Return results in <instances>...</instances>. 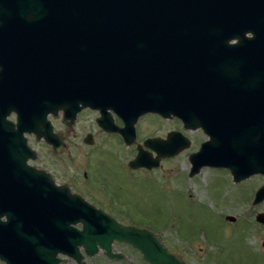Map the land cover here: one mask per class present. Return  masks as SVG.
<instances>
[{
  "label": "water",
  "instance_id": "obj_1",
  "mask_svg": "<svg viewBox=\"0 0 264 264\" xmlns=\"http://www.w3.org/2000/svg\"><path fill=\"white\" fill-rule=\"evenodd\" d=\"M247 33L253 34L251 47L264 54V0H0V121L9 126L3 121L15 110L19 127L38 133L37 123H42L39 134L52 138L50 113L63 110L66 120H74L82 108L110 102L124 113L126 126L120 130L131 142L139 116L159 112L208 134L190 156L191 176L205 166L230 168L236 183L264 175V82L262 117L236 119L235 134L220 123L232 116H217L201 86L217 80L213 50L231 49L230 41L237 37L243 42ZM250 109L247 113L256 111ZM145 144L157 156L139 149L131 167H158L161 158L178 154L190 141L172 131L166 139L152 138ZM263 201L264 184L253 204ZM76 205L74 222L84 227L70 228L69 241L59 238L54 255L60 251L76 264H88L83 246L89 256L104 250L119 260L125 254L114 251L118 240L138 250L149 264H188L155 231L119 223L79 198ZM256 219L264 224V213ZM16 247L0 246V257L8 264L60 261L42 251L14 257L11 249Z\"/></svg>",
  "mask_w": 264,
  "mask_h": 264
},
{
  "label": "flooded vegetation",
  "instance_id": "obj_2",
  "mask_svg": "<svg viewBox=\"0 0 264 264\" xmlns=\"http://www.w3.org/2000/svg\"><path fill=\"white\" fill-rule=\"evenodd\" d=\"M247 36L249 38L243 42L237 37L231 40L230 44L233 45L231 49L216 48L213 50L215 54L213 58L214 73L217 80L211 84L205 82L201 85L204 87L203 92L207 94L205 96L209 97L210 95V100L212 98L217 116L223 114L232 116L233 120H224L220 123H227L230 132L234 134L237 133L235 125L237 123L234 122L236 119L246 120L249 117L257 118L263 115L259 112L261 107L259 103L262 101L263 95L264 54L262 49L251 47L252 35L249 33ZM81 105L83 104L81 103ZM99 105L101 106L82 108L77 112L74 120L71 118L66 120L64 111H60L58 114H49L48 119L53 126L52 138L39 134L40 129L43 128H38V126H42V123H37L38 133L35 130L19 127L18 114L15 110L10 111L3 121H8L9 126L4 124L2 126V121H0V246L7 248L15 243L18 247L11 249L14 252V257L17 255L35 256L38 251L46 253L45 257L53 256V252L56 251L55 247L59 249V238L62 237V241H69L70 228L82 230L83 222H74L76 217L74 213L72 214V210L74 211L77 206L76 198L109 214L124 225L151 227V223L144 219L132 220L131 216L121 209L122 206L115 196L111 194L109 198H106L103 195V192L109 189L108 186L103 185L111 181L103 178V174L107 171V165L100 163L97 152L107 151L111 145V139L115 138L125 142L127 149L134 151V156H137L139 149H143L156 157V151L145 144L148 138L166 139L172 131L183 134L182 130L176 128L168 130L165 136L154 134L143 136L140 125L145 117L155 118L157 116L160 124L175 118L185 130L200 131L207 138H202L198 150L209 139L202 127L186 128L178 117H167L159 112L151 111L139 116L133 123L135 137L131 142H127L120 130L126 126L124 113H119L116 110V105L110 102ZM247 107L256 111L253 114L251 111L247 113ZM60 116L63 128H58L54 121ZM85 116L88 121L92 122L93 128L80 134L76 133L73 137L71 131L77 125L86 122ZM216 127L218 126H215V130ZM187 138L191 145V139ZM43 147L47 150L44 154L41 149ZM79 149L82 150L84 160H81V155L78 154L77 150ZM66 158L69 160H65ZM167 158L170 157L161 158L158 167L149 169L145 166L139 168L129 166V169L133 173L132 175L146 171L153 172L159 169ZM227 169L231 172L230 168L227 167ZM96 172L100 178L106 181L105 183L100 182L101 186L99 187L91 182L93 179L91 176ZM139 183L141 182L134 181L133 187L137 188L139 185L146 187L144 183ZM45 248L48 252H45ZM80 249L84 260L89 264L88 259L94 256H89L83 246ZM6 250L3 253H6ZM100 253L96 255H100ZM54 256L55 259L60 260L58 264H76V260L69 254L58 251ZM124 258L125 256L122 259ZM0 264H8V262L0 257Z\"/></svg>",
  "mask_w": 264,
  "mask_h": 264
},
{
  "label": "rangeland",
  "instance_id": "obj_3",
  "mask_svg": "<svg viewBox=\"0 0 264 264\" xmlns=\"http://www.w3.org/2000/svg\"><path fill=\"white\" fill-rule=\"evenodd\" d=\"M156 117L147 116L142 120L143 136H165L168 130L177 128L191 139L190 147L167 158L153 172L132 175L129 166L136 157L134 151H129L122 140L111 139L107 151L96 150L100 163L107 165L103 178L111 182L105 183L96 172L91 176L92 184L99 187L104 182L103 186L109 188L103 192L106 198L115 196L132 220L149 221L148 228L189 264H264V224L256 219L258 213H264V201L253 204L255 193L264 184V176L256 174L236 183L232 173L222 166H205L191 176L190 156L198 150L202 138L207 137L200 131L185 130L175 118L160 124ZM85 118L84 124L71 131L73 137L93 128L92 122ZM54 121L58 128L62 127L61 116ZM41 149L43 154L47 152L44 147ZM77 151L84 160L82 150ZM136 180L146 187H133ZM228 215L235 216L236 220H227ZM114 251L124 253L125 258L115 261L101 251L88 262L149 264L127 243L115 242Z\"/></svg>",
  "mask_w": 264,
  "mask_h": 264
}]
</instances>
